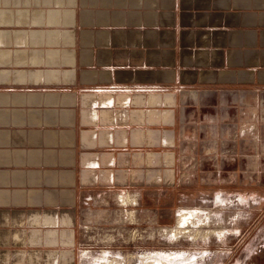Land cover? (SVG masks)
<instances>
[{
    "label": "crops",
    "instance_id": "obj_1",
    "mask_svg": "<svg viewBox=\"0 0 264 264\" xmlns=\"http://www.w3.org/2000/svg\"><path fill=\"white\" fill-rule=\"evenodd\" d=\"M263 107L264 0H0V264H79L188 118Z\"/></svg>",
    "mask_w": 264,
    "mask_h": 264
},
{
    "label": "rangeland",
    "instance_id": "obj_2",
    "mask_svg": "<svg viewBox=\"0 0 264 264\" xmlns=\"http://www.w3.org/2000/svg\"><path fill=\"white\" fill-rule=\"evenodd\" d=\"M211 115L188 118L166 179L85 225L79 264H264V107Z\"/></svg>",
    "mask_w": 264,
    "mask_h": 264
},
{
    "label": "bare ground",
    "instance_id": "obj_3",
    "mask_svg": "<svg viewBox=\"0 0 264 264\" xmlns=\"http://www.w3.org/2000/svg\"><path fill=\"white\" fill-rule=\"evenodd\" d=\"M183 217H184V215L181 216V220L184 219ZM182 221H183V220H182ZM182 221L180 222V225L182 224ZM180 228H181V227H180ZM113 261H115V260H113V259H109V258H108V259L106 258V260H105V262H106L107 264H112ZM103 263H104V261H103ZM116 264H119V262L116 261Z\"/></svg>",
    "mask_w": 264,
    "mask_h": 264
}]
</instances>
